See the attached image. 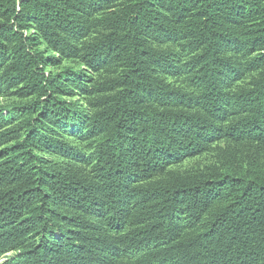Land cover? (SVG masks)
I'll return each instance as SVG.
<instances>
[{"label":"trees","instance_id":"obj_1","mask_svg":"<svg viewBox=\"0 0 264 264\" xmlns=\"http://www.w3.org/2000/svg\"><path fill=\"white\" fill-rule=\"evenodd\" d=\"M2 97L0 264H264V0H0Z\"/></svg>","mask_w":264,"mask_h":264},{"label":"rangeland","instance_id":"obj_2","mask_svg":"<svg viewBox=\"0 0 264 264\" xmlns=\"http://www.w3.org/2000/svg\"><path fill=\"white\" fill-rule=\"evenodd\" d=\"M79 98V97H78ZM78 98H74L75 100H78ZM80 103V100H78ZM11 103H15L13 99L2 97L0 98V105H9ZM87 101H82L83 106H86ZM66 139H72L70 135H65ZM72 143L78 144L80 149L85 153L91 152V144L90 141L85 142H77L76 140H72ZM218 142L214 144V148L206 152L202 155L195 156V157H189L181 161L180 163L174 164L170 167V171L176 172V173H185V172H204L207 171L209 168L215 167L218 164V161L220 160V150L217 149ZM220 145H223V142L220 143ZM5 146H0V150ZM12 252L7 253L4 257L0 259V262H3L6 260V256L11 255ZM118 264H136L134 259H125L123 261H120Z\"/></svg>","mask_w":264,"mask_h":264}]
</instances>
